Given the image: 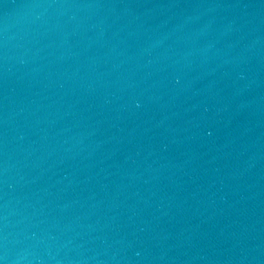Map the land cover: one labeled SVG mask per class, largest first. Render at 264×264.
I'll list each match as a JSON object with an SVG mask.
<instances>
[{
	"label": "water",
	"instance_id": "water-1",
	"mask_svg": "<svg viewBox=\"0 0 264 264\" xmlns=\"http://www.w3.org/2000/svg\"><path fill=\"white\" fill-rule=\"evenodd\" d=\"M0 264H264V0H0Z\"/></svg>",
	"mask_w": 264,
	"mask_h": 264
}]
</instances>
